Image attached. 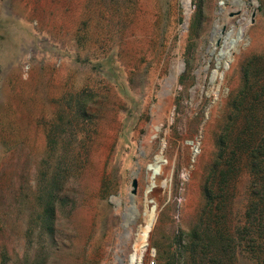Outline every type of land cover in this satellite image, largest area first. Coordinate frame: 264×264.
<instances>
[{"label":"rangeland","instance_id":"1","mask_svg":"<svg viewBox=\"0 0 264 264\" xmlns=\"http://www.w3.org/2000/svg\"><path fill=\"white\" fill-rule=\"evenodd\" d=\"M155 2L0 0V264H259L209 248L206 187L264 84V0Z\"/></svg>","mask_w":264,"mask_h":264},{"label":"trees","instance_id":"2","mask_svg":"<svg viewBox=\"0 0 264 264\" xmlns=\"http://www.w3.org/2000/svg\"><path fill=\"white\" fill-rule=\"evenodd\" d=\"M238 98L230 122L221 136L217 164L224 168L220 172L215 168L206 187V215L217 227L215 235L212 236L213 240L210 238L207 245L210 248L217 244L219 248V244L225 241L228 245L227 251L232 245L233 258L237 262L239 257L236 255V239L239 233L245 237L248 253L252 257H259V264H264V84L256 88L251 82L248 83ZM243 166H246L250 173V195L245 223L241 229L232 219V195L227 197V193H230V186ZM219 199H224V207L216 202ZM220 212L228 213L229 218L228 215L220 216ZM209 230H214L213 224ZM218 248L217 251L221 253L226 251L224 246L219 250ZM220 260L221 255L217 252L209 263L220 264Z\"/></svg>","mask_w":264,"mask_h":264},{"label":"bare ground","instance_id":"3","mask_svg":"<svg viewBox=\"0 0 264 264\" xmlns=\"http://www.w3.org/2000/svg\"><path fill=\"white\" fill-rule=\"evenodd\" d=\"M143 2H144V4H145V10L147 11L148 10V8H147V4H149L150 5V7H151V9L153 8V11L157 8L156 6V2H155V0H143ZM230 49L228 48L226 51H225V53H224V58H227L229 55H230ZM177 76V74L174 76V77H176ZM215 78H216V75L214 76ZM130 264H136V257L133 255L132 257H131V260H130Z\"/></svg>","mask_w":264,"mask_h":264},{"label":"water","instance_id":"4","mask_svg":"<svg viewBox=\"0 0 264 264\" xmlns=\"http://www.w3.org/2000/svg\"><path fill=\"white\" fill-rule=\"evenodd\" d=\"M243 30H240V33H242ZM137 174V173H136ZM134 191H136L138 187V179L135 177L133 182Z\"/></svg>","mask_w":264,"mask_h":264},{"label":"built area","instance_id":"5","mask_svg":"<svg viewBox=\"0 0 264 264\" xmlns=\"http://www.w3.org/2000/svg\"><path fill=\"white\" fill-rule=\"evenodd\" d=\"M154 264V263H153Z\"/></svg>","mask_w":264,"mask_h":264}]
</instances>
